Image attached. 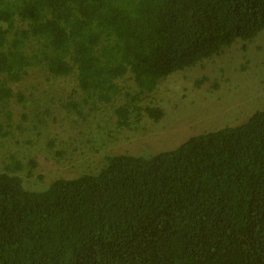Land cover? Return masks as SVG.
Instances as JSON below:
<instances>
[{
    "label": "trees",
    "instance_id": "trees-1",
    "mask_svg": "<svg viewBox=\"0 0 264 264\" xmlns=\"http://www.w3.org/2000/svg\"><path fill=\"white\" fill-rule=\"evenodd\" d=\"M263 31L264 0H0V147L13 101L28 98L14 85L33 74L74 77L79 113L125 99L120 128L160 122L164 109L144 102L163 80ZM106 159L42 191L25 187L17 157L3 162L0 264H264V111Z\"/></svg>",
    "mask_w": 264,
    "mask_h": 264
},
{
    "label": "rangeland",
    "instance_id": "rangeland-1",
    "mask_svg": "<svg viewBox=\"0 0 264 264\" xmlns=\"http://www.w3.org/2000/svg\"><path fill=\"white\" fill-rule=\"evenodd\" d=\"M46 78L40 71L14 85L28 98L13 101V138L0 147V166L17 157L24 164L19 174L32 191L45 190L59 178L98 174L107 156L174 150L192 136L238 126L264 111V31L163 80L144 102L164 109L160 122L145 115L120 128L115 108L125 99L96 109L90 103L79 113L67 107L84 97L76 79Z\"/></svg>",
    "mask_w": 264,
    "mask_h": 264
}]
</instances>
